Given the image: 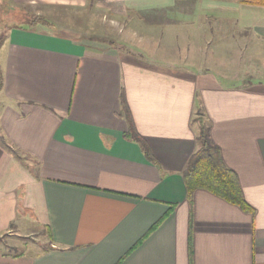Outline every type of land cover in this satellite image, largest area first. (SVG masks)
<instances>
[{"label":"crops","instance_id":"0c3cea01","mask_svg":"<svg viewBox=\"0 0 264 264\" xmlns=\"http://www.w3.org/2000/svg\"><path fill=\"white\" fill-rule=\"evenodd\" d=\"M99 1L140 16L138 43L122 41L146 56L171 14H204L200 0ZM232 2L227 35L189 19L194 46L264 57V6ZM58 31L14 28L0 49V240L44 234L23 252L0 247V264H264V80L225 87L198 50L161 64ZM199 111L252 211L205 190L189 201Z\"/></svg>","mask_w":264,"mask_h":264},{"label":"rangeland","instance_id":"374dc122","mask_svg":"<svg viewBox=\"0 0 264 264\" xmlns=\"http://www.w3.org/2000/svg\"><path fill=\"white\" fill-rule=\"evenodd\" d=\"M56 1L59 0H49L48 2L38 0L33 4L34 6H31V3L28 2L23 4L15 0H0V40L9 34V28L18 24L14 18L15 11L23 9L32 14L51 18V21L58 26V32L64 29L71 32L72 36L82 40L96 39L104 41L106 44L114 43L117 47L120 46L122 50H131L138 57L151 59L161 64L170 61L178 63L176 62L178 60L192 62L193 51L198 50L206 60V65L203 62L204 67L207 68L211 63L214 74L221 77V84L225 87L244 85L245 83L251 84L258 80H264V57L252 59L245 49L241 54L232 53L231 50L222 47L220 52L216 49L215 43H212V45L207 43L201 49L194 46L199 30L189 19H200L199 22L195 23L201 27L200 32L202 34H206L211 28L210 32L212 31L213 38H216V27H222L224 29L223 33L227 35L230 32L227 29L232 24L233 17H235L233 15L235 9H231L235 4L232 0H200L199 7H204V14L199 16H194V14H171V18L178 20L177 25L174 27L166 25L164 27L163 36L158 41L160 42L159 51L158 53H152L150 56L143 54L138 46L135 47L130 44L124 46L125 43L122 41L125 38L131 42L136 40L135 42L138 43L142 23L138 14L121 12L114 15L110 13L108 6L99 0H95L94 4L91 0H63L60 4ZM185 1L188 2L189 0ZM191 1L198 3L199 0ZM210 3L215 5L214 8L207 6ZM179 6H181L180 3ZM173 34L177 39L175 41H178L174 46L173 44L170 45L168 41L170 39L168 36ZM231 75L232 79H230ZM5 105L3 96L0 94V115L4 111ZM38 233L36 232L33 235L24 234L22 237L17 232L6 234L0 240V247L6 253L23 252L29 247L31 248L35 242H44V234ZM5 242L13 245L14 248L7 249L4 246Z\"/></svg>","mask_w":264,"mask_h":264},{"label":"trees","instance_id":"16d2710c","mask_svg":"<svg viewBox=\"0 0 264 264\" xmlns=\"http://www.w3.org/2000/svg\"><path fill=\"white\" fill-rule=\"evenodd\" d=\"M243 3L264 6V0H241ZM94 4L95 0H91ZM15 22L17 25L9 28L34 29L38 27H47L56 29L58 26L51 21V18L32 14L23 9L15 11ZM8 35L0 40V49L7 41ZM3 88V73L0 69V91ZM195 122L199 126L198 150L190 159L183 177L188 191V199L191 201L196 191H208L227 202L237 205L245 211H252V208L246 202L238 175L231 170L225 163L222 151L211 137V127L202 112L199 111ZM127 139H133L141 144L147 158L151 159L144 140L134 130L126 135Z\"/></svg>","mask_w":264,"mask_h":264}]
</instances>
